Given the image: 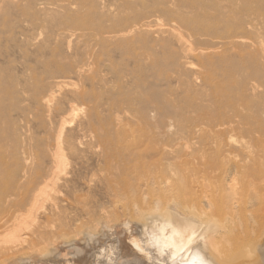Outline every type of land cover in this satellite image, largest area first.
Here are the masks:
<instances>
[{
  "label": "rangeland",
  "instance_id": "obj_1",
  "mask_svg": "<svg viewBox=\"0 0 264 264\" xmlns=\"http://www.w3.org/2000/svg\"><path fill=\"white\" fill-rule=\"evenodd\" d=\"M0 111L8 157L75 179L69 219L124 220L99 157H264V0H0Z\"/></svg>",
  "mask_w": 264,
  "mask_h": 264
},
{
  "label": "bare ground",
  "instance_id": "obj_2",
  "mask_svg": "<svg viewBox=\"0 0 264 264\" xmlns=\"http://www.w3.org/2000/svg\"><path fill=\"white\" fill-rule=\"evenodd\" d=\"M199 110L197 119L180 110L184 134L209 120ZM9 156L0 149V264H193L201 253L213 264H264V157H99L115 162L106 188L128 214L95 227L68 218L82 203L75 179Z\"/></svg>",
  "mask_w": 264,
  "mask_h": 264
},
{
  "label": "clouds",
  "instance_id": "obj_3",
  "mask_svg": "<svg viewBox=\"0 0 264 264\" xmlns=\"http://www.w3.org/2000/svg\"><path fill=\"white\" fill-rule=\"evenodd\" d=\"M193 264H213V260L211 258L206 257L203 253H201L199 259L194 260Z\"/></svg>",
  "mask_w": 264,
  "mask_h": 264
}]
</instances>
